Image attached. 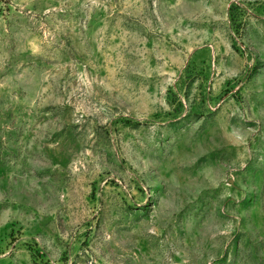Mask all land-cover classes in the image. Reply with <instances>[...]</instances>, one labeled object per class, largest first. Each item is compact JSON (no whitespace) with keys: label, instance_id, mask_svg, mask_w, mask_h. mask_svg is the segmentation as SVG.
Instances as JSON below:
<instances>
[{"label":"rangeland","instance_id":"1","mask_svg":"<svg viewBox=\"0 0 264 264\" xmlns=\"http://www.w3.org/2000/svg\"><path fill=\"white\" fill-rule=\"evenodd\" d=\"M0 264H264V0H0Z\"/></svg>","mask_w":264,"mask_h":264}]
</instances>
